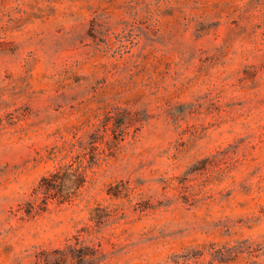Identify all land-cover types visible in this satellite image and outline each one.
Wrapping results in <instances>:
<instances>
[{
  "label": "rangeland",
  "instance_id": "374dc122",
  "mask_svg": "<svg viewBox=\"0 0 264 264\" xmlns=\"http://www.w3.org/2000/svg\"><path fill=\"white\" fill-rule=\"evenodd\" d=\"M80 145L77 199L28 212ZM76 237L98 264H264V0H0V264Z\"/></svg>",
  "mask_w": 264,
  "mask_h": 264
},
{
  "label": "trees",
  "instance_id": "16d2710c",
  "mask_svg": "<svg viewBox=\"0 0 264 264\" xmlns=\"http://www.w3.org/2000/svg\"><path fill=\"white\" fill-rule=\"evenodd\" d=\"M125 130L123 127V132ZM96 155L95 147L80 145V151L69 162L42 176L31 192L28 212L44 211L49 203L62 205L74 202L86 183V171L95 163ZM42 255L36 264H98L104 257L99 245L82 244L78 237L73 244Z\"/></svg>",
  "mask_w": 264,
  "mask_h": 264
}]
</instances>
